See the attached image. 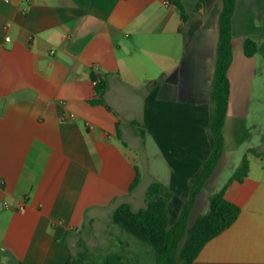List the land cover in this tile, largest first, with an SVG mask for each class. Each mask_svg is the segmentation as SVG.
<instances>
[{
    "label": "crops",
    "instance_id": "0c3cea01",
    "mask_svg": "<svg viewBox=\"0 0 264 264\" xmlns=\"http://www.w3.org/2000/svg\"><path fill=\"white\" fill-rule=\"evenodd\" d=\"M181 5L185 19L166 0H0V264L85 257L89 241L122 233L111 222L121 204L145 208L154 180L176 223L213 148L222 2ZM231 27L223 153L188 228L244 157L248 172L224 193L237 219L192 264H264V0H235ZM92 75L108 81L103 105L92 104Z\"/></svg>",
    "mask_w": 264,
    "mask_h": 264
},
{
    "label": "trees",
    "instance_id": "16d2710c",
    "mask_svg": "<svg viewBox=\"0 0 264 264\" xmlns=\"http://www.w3.org/2000/svg\"><path fill=\"white\" fill-rule=\"evenodd\" d=\"M182 0H166L173 6L183 19ZM222 10L218 17V43L216 50L215 68L210 91L209 131L213 139V148L206 159L199 175L192 182L187 200L174 225L168 226L166 207L171 192L160 182L154 180L147 188L145 195V208L134 212L127 203L121 204L112 214L111 222L120 231L131 235L133 238L149 246L155 256V264H192L203 246L215 238L237 219L240 209L224 197L225 189L231 181L241 182L248 172L246 157L235 170L232 179L220 191L210 196L209 210L199 216L194 224L188 228V219L194 203L205 186L206 181L215 169L223 153L222 129L227 113L229 98L228 69L232 62V27L231 21L235 8V0H221ZM256 43L246 39L244 54L251 57L256 53ZM94 86L95 100L92 104L103 105V97L108 89L105 77L91 76ZM135 125V123H133ZM140 136L144 132L139 130ZM117 136L120 133L117 127ZM138 183L137 177L130 190ZM83 250H86L82 246ZM85 253L76 257L69 256L66 264H83ZM103 264H136L135 261L126 259L118 253H110Z\"/></svg>",
    "mask_w": 264,
    "mask_h": 264
},
{
    "label": "rangeland",
    "instance_id": "374dc122",
    "mask_svg": "<svg viewBox=\"0 0 264 264\" xmlns=\"http://www.w3.org/2000/svg\"><path fill=\"white\" fill-rule=\"evenodd\" d=\"M88 245L93 251L84 257V261H104L106 256L103 253L106 251V247H108L111 253H118L126 259L135 261L136 264L155 263L152 249L125 232H112V236L109 239L105 241L91 240L88 242ZM99 247L104 249L103 253L93 254L94 250Z\"/></svg>",
    "mask_w": 264,
    "mask_h": 264
},
{
    "label": "built area",
    "instance_id": "2783aa9c",
    "mask_svg": "<svg viewBox=\"0 0 264 264\" xmlns=\"http://www.w3.org/2000/svg\"><path fill=\"white\" fill-rule=\"evenodd\" d=\"M6 41H8V39H6Z\"/></svg>",
    "mask_w": 264,
    "mask_h": 264
}]
</instances>
